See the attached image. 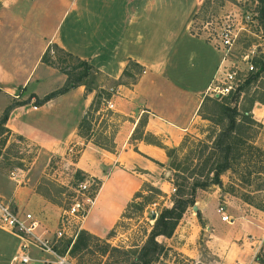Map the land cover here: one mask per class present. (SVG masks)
I'll return each instance as SVG.
<instances>
[{"label": "crops", "instance_id": "obj_1", "mask_svg": "<svg viewBox=\"0 0 264 264\" xmlns=\"http://www.w3.org/2000/svg\"><path fill=\"white\" fill-rule=\"evenodd\" d=\"M194 9V0H0V112L7 106L4 96L15 98L18 88L33 94L32 99L45 97L36 109L32 101L27 108L12 107L4 127L19 135L24 123L46 127L54 140L45 146L53 151L81 146L73 164L99 186L80 230L103 237L115 228L135 193L168 162L167 150L177 148L203 121V102L220 71L222 54L210 41L190 33ZM51 44L88 61L112 82V116L100 115L96 137L78 132L93 98L83 85L46 98L66 81L41 61ZM132 64L138 65L136 79L125 82ZM72 92L81 95V105L73 109L74 117L71 104L63 105L67 122H59L54 107ZM20 109L32 115L20 119ZM251 113L264 125V104L255 102ZM46 114L53 119L46 121ZM97 137L109 138V147ZM0 197L35 216L47 237L57 229L59 205L32 187L10 186ZM18 244L16 236L0 229V264H23L12 261ZM28 256L26 264H57L51 254L34 247Z\"/></svg>", "mask_w": 264, "mask_h": 264}, {"label": "rangeland", "instance_id": "obj_2", "mask_svg": "<svg viewBox=\"0 0 264 264\" xmlns=\"http://www.w3.org/2000/svg\"><path fill=\"white\" fill-rule=\"evenodd\" d=\"M194 4L190 33L210 41L222 54L220 71L206 94L201 110L203 121H199L195 130L177 148L169 149L168 162L159 173L149 178L148 183L151 185L141 186L139 197L131 198L130 202L133 203L127 207L125 216L118 220L115 228L103 237L88 238L86 245L75 250L73 255L69 254L71 243L64 252H58L72 264H139L136 261L138 250L155 217L162 208L172 205L176 188L189 192L195 179L208 183L205 188L196 190L194 204L199 216L193 206L187 207L172 235L168 238L158 237V241L166 248L160 260L167 264H261L260 260L264 259V242L259 246L264 227V125L261 123L262 126L253 127L251 140L248 141L262 152L249 148L245 142L242 149L244 155L220 175L221 184L217 185L211 179L221 161L212 155L214 149L211 143L218 127L207 119L208 114L212 113L211 108L218 109L214 101L221 102L222 97L231 101L229 96L235 95L237 88L243 86L244 79L250 73L247 72L248 65L252 63L254 70L251 72H257L264 62V26L258 20L257 11L260 4L257 0H194ZM224 29L233 35L231 45L225 48L219 40ZM58 48L54 44L49 45L46 50L49 64L43 63L55 68L65 78V72L81 76V82L86 83L83 85L85 93L93 94L94 104L85 110L88 118L82 123L80 132L87 137L94 133L96 137L101 127L96 129L100 115L112 116L111 111L104 110L102 103L98 104V99L102 100L100 97H110L107 92L112 82L106 81L94 67L87 68ZM138 71L137 67L130 65L123 81H134ZM227 71H236V79H243L230 84L231 88L225 95H216L217 87L228 85L224 75ZM261 76L249 86L242 87L238 99L240 107L247 106L249 100L264 89V72ZM102 85L104 87H100ZM62 88L53 95L63 93ZM16 93L20 95L18 99L9 95L2 97L7 106L0 112V118L5 112L8 116L12 107L23 104L27 108L31 103L40 106L45 99L44 96L32 99L33 94L22 93L20 88ZM60 98L62 103L54 107V115L59 122L64 123L67 122L65 118L68 113L63 105L71 104L74 117L73 109L79 108L82 98L73 92ZM97 106L102 109L99 113L94 110ZM81 110L80 107L78 119ZM18 112L20 119L32 115V112L23 113L21 109ZM44 118L46 121L53 119H50L49 114ZM21 128V135L5 127L0 128V195H5L10 186L32 187L48 201L58 204L62 212L70 206L75 196L78 199L82 197L76 193L79 182L90 181V192L95 195L99 182L80 173L73 164L79 155L80 145H74L71 150L53 151L45 146L46 141L54 140L48 138L46 127L33 128L24 123ZM94 140L109 147V138L97 137ZM248 151L251 155L246 154ZM224 206L226 214L233 219L232 223L220 221L219 210H224ZM80 231H76L74 240ZM65 240L57 241L59 250L63 249ZM134 245H137V249H124ZM112 247L123 249L119 252L111 251Z\"/></svg>", "mask_w": 264, "mask_h": 264}, {"label": "trees", "instance_id": "obj_3", "mask_svg": "<svg viewBox=\"0 0 264 264\" xmlns=\"http://www.w3.org/2000/svg\"><path fill=\"white\" fill-rule=\"evenodd\" d=\"M257 2L260 4L258 7V20L262 23L264 26V0H257ZM60 51H63L65 55L69 57H73L77 59L82 65H85L87 68H93V66L86 60H81L80 58L73 56L69 52H65L61 48H58ZM47 52H45L41 58V61L49 64V58H47ZM133 66L138 68L137 64H132ZM262 72H264V62H262L261 68L257 72H250L247 77L244 79L243 86H249L254 81H257L262 76ZM67 78L65 85L62 88V91L65 92L70 88L79 86V85H85V82H81V76H73L70 72L64 73ZM243 86H239L237 88V93L233 96H229L231 98V101H226V98L221 99V102L214 101L215 107L218 106V109H215L214 107L211 108V112L208 115V120H210L213 124H215L218 127V132L214 139L212 140V146L213 152L212 155H215L217 157L216 159L218 161H221V164L216 168L213 172V176L211 179V182L213 184L220 185V175L227 171L229 167L232 165V163H237L239 158L242 157L243 154V145L245 142L246 145L249 148H253L256 151H260V148L254 146L253 144H249L248 141L251 140L252 137V131L253 127L256 126H262V124L258 121H256L253 118V115L251 113L252 107L255 102H260L264 104V89L256 96L253 97L251 100H249L247 106L240 107L238 99L240 97V91L244 88ZM243 87V88H242ZM239 92V93H238ZM54 92L50 93L46 96L47 99L51 98ZM109 95H106L102 98H108ZM99 98V96H98ZM228 98V96H227ZM102 100L98 99V104H100ZM231 102H236L235 104H230ZM93 102L90 104L89 108L93 106ZM203 102V106H204ZM96 112L99 110V107H95L94 109ZM7 114L6 112L3 114V116L0 118V128L4 127V122L6 120ZM88 118V116H87ZM86 119H83V121L79 124V135L81 137H87L84 134L80 132V128L82 127V123L85 122ZM246 154L251 155L250 151H248ZM167 155L170 156L169 150H167ZM82 173L81 171H79ZM149 185V184H145ZM208 186L207 182L198 181L197 179L194 180V182L191 184L190 191L184 190L182 188H176V193L174 197L172 198V205L170 207H164L162 208L157 216L154 219V223L149 231V233L146 235L145 240L142 243V246L138 250V254L136 256V261L139 262V264H167L160 260L162 256L165 255L166 248L165 246L158 241V237H170L176 228L179 219L182 217L184 211L187 207L193 206L195 203V194L196 190L198 188H205ZM140 196V192L135 193V196L133 199ZM133 202H130L127 204V207ZM125 208V211L127 209ZM124 211V213H125ZM123 213V216H125ZM196 215L199 216V211L196 212ZM90 237H95L94 235L88 233L85 230H81L78 233L77 238L72 243L69 254L73 255L74 251L84 247L87 243V239ZM62 241V240H61ZM71 240H65L63 243V249L59 250L58 252H64L67 247L70 245ZM123 248L118 247H112L111 251H121ZM127 249L126 251H129L130 249H137V245L132 246L130 248H124ZM129 249V250H128ZM261 264H264V259L260 260ZM109 264V263H108Z\"/></svg>", "mask_w": 264, "mask_h": 264}, {"label": "built area", "instance_id": "obj_4", "mask_svg": "<svg viewBox=\"0 0 264 264\" xmlns=\"http://www.w3.org/2000/svg\"><path fill=\"white\" fill-rule=\"evenodd\" d=\"M232 36L233 35L229 30L224 29L219 38L222 47L225 48L231 45ZM253 70L254 65L250 63L247 67V72ZM236 73V71H227L224 74L225 83H228V85L217 87L218 90H215L216 95H225L231 88L230 84L242 81V77L236 79ZM107 93L111 96V94L114 93L113 88H109ZM15 98L18 99L19 95L16 94ZM101 103L104 105V110L112 111L114 108L109 97L102 98ZM32 108L36 109L37 106H33ZM99 110L101 109L99 108ZM90 187L91 184L88 180L81 181L77 184L76 193H79L82 197L78 199V196H75L70 206L63 210L60 216L59 225L50 237H47L43 231H40V222L35 216L29 212H20L16 210L0 197V229L13 234L19 240L12 261L15 260L26 264L29 261L28 249L34 247L51 254L55 258L57 264H72L65 256L58 254L56 243L60 239L71 240V244L74 242L76 231L80 230L81 221L94 201V196L90 192ZM219 211L221 212L220 219L222 222H233V219H231L222 209ZM263 242L264 227L259 246Z\"/></svg>", "mask_w": 264, "mask_h": 264}, {"label": "water", "instance_id": "obj_5", "mask_svg": "<svg viewBox=\"0 0 264 264\" xmlns=\"http://www.w3.org/2000/svg\"><path fill=\"white\" fill-rule=\"evenodd\" d=\"M192 208H193V210H195V211L197 210V207H196V205H195V204L193 205V207H192ZM154 217H155V215H153V218H154Z\"/></svg>", "mask_w": 264, "mask_h": 264}]
</instances>
